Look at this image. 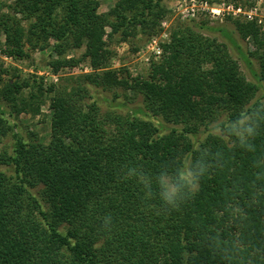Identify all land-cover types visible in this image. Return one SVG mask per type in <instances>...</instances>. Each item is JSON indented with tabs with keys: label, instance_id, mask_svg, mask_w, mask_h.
<instances>
[{
	"label": "trees",
	"instance_id": "trees-1",
	"mask_svg": "<svg viewBox=\"0 0 264 264\" xmlns=\"http://www.w3.org/2000/svg\"><path fill=\"white\" fill-rule=\"evenodd\" d=\"M13 5L0 21L5 55L22 56L24 36L52 38L55 72L77 63L62 54L82 44L91 67H104L106 26L126 36L165 13L162 0H118L106 14L97 0ZM235 30L264 45L255 21ZM236 35L190 19L147 78L105 69L49 87L46 144L13 117L27 83H5L0 144L13 141L0 148V264H264V52L244 51ZM244 127L256 135L242 140ZM185 164L204 171L168 204L163 187L181 184Z\"/></svg>",
	"mask_w": 264,
	"mask_h": 264
},
{
	"label": "rangeland",
	"instance_id": "rangeland-1",
	"mask_svg": "<svg viewBox=\"0 0 264 264\" xmlns=\"http://www.w3.org/2000/svg\"><path fill=\"white\" fill-rule=\"evenodd\" d=\"M97 1V12L106 14L115 7L118 0ZM13 4L14 0H0V21L4 18V14L14 15ZM162 5L165 13L155 25L130 28L126 36L123 35L122 29L114 31L110 26L105 27V47L110 54L104 67L99 69H93L89 59L82 56L85 50L82 44L62 54L65 58L77 60V63L62 66L55 72L50 62L58 58V55L52 56L54 44L52 38H39V43L34 44L36 38L30 43L27 36H24V54L15 58L8 57L3 51L5 50L4 36L0 34V88L5 83L13 81L27 83L17 95L18 106L21 105L23 109L18 114L13 113L14 119L20 124L19 129L22 133L26 134L28 129L33 131L42 143L46 144L49 141L51 119L49 97L53 93L48 91V88L54 85L56 89L70 88L71 84L67 80L70 76L114 69L118 71L119 76L128 77L129 80L135 77L147 78L151 65L161 60L163 45L169 40L171 32L177 25L188 22L190 19L194 22L208 23L210 26H224L237 34L238 42L244 51L257 49L259 53L264 52V45L258 48L251 37L242 39L235 30L237 22L255 21L262 32L261 40L264 44V0H162ZM210 8L219 9V12L212 13ZM21 25L27 35L30 21L22 20ZM239 63L242 71L245 72L240 60ZM39 86H42L45 91L43 94L39 93ZM117 92L122 98L123 89H117ZM126 94L128 100L134 103L142 102L139 93L129 89ZM105 95L111 96L112 93L108 92ZM5 104L10 106L8 103ZM224 114V112L217 114L215 119L220 120L225 116ZM12 141L11 134L6 135L2 138L0 148L10 149Z\"/></svg>",
	"mask_w": 264,
	"mask_h": 264
},
{
	"label": "clouds",
	"instance_id": "clouds-1",
	"mask_svg": "<svg viewBox=\"0 0 264 264\" xmlns=\"http://www.w3.org/2000/svg\"><path fill=\"white\" fill-rule=\"evenodd\" d=\"M247 133L248 136H254L256 135L255 131L251 127H244L242 130L236 132L238 136L241 137L243 140L244 134ZM204 169L201 168L198 171H193L190 170L185 164V167L183 170L180 171V185L176 186H164L163 190L161 192V198L163 201L167 202L168 204H173L174 200L177 196V192L183 188V187H188L189 191H192L193 189L196 188V178L200 175H202Z\"/></svg>",
	"mask_w": 264,
	"mask_h": 264
},
{
	"label": "built area",
	"instance_id": "built-area-1",
	"mask_svg": "<svg viewBox=\"0 0 264 264\" xmlns=\"http://www.w3.org/2000/svg\"><path fill=\"white\" fill-rule=\"evenodd\" d=\"M210 10L212 11V13L219 12V9H215V8H210ZM237 10H239V8Z\"/></svg>",
	"mask_w": 264,
	"mask_h": 264
}]
</instances>
